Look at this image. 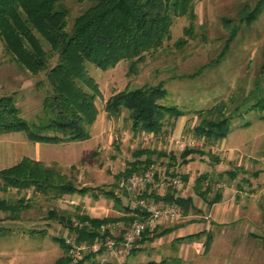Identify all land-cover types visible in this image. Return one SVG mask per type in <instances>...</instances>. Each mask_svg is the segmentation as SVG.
Wrapping results in <instances>:
<instances>
[{"label": "rangeland", "instance_id": "374dc122", "mask_svg": "<svg viewBox=\"0 0 264 264\" xmlns=\"http://www.w3.org/2000/svg\"><path fill=\"white\" fill-rule=\"evenodd\" d=\"M259 1L193 0V36L184 34L190 19L174 17L169 38L162 47L145 53L144 61L137 65V73H129L128 61L107 70L88 65L101 91V97L95 100L99 113L90 126V137L66 144H41L39 152L46 160L42 162L55 165L77 185L114 192L116 175L135 160L136 150L148 147L164 151L166 155L153 164L157 179L150 192L161 196L171 188L176 195L191 196L196 209L188 214L180 211L174 218L159 219L155 227L197 221L138 244L128 253L101 252L94 256L95 260L111 264H140L151 260H166L167 264H264V110L253 107L264 97V5L255 21L250 24L241 21V14L252 10ZM89 4V1L64 2L70 12L69 26ZM232 31L235 33L231 36ZM181 37L187 42L178 48L175 42ZM44 48L48 50L47 45ZM54 61H50L51 65ZM39 80L43 85L37 87ZM159 81H163L167 92L166 103L175 105L183 113L173 128L165 124V132L154 135L133 131L126 110L117 119L106 116L103 105L111 94L127 85ZM48 90L43 74H31L0 44V96L11 95L20 115L36 122L42 115V101ZM218 104H223L222 116L230 120L228 136L213 143L199 142L196 149L202 153L190 155L187 164L180 163L183 150L177 149L174 141L193 136L201 116ZM33 147L36 148L35 143L23 133L0 135V169L16 164L23 157L33 159ZM171 155L176 157L174 162ZM228 171H237L235 177L230 178ZM202 174L207 179L203 180L201 189L208 182L212 187L209 199L220 191L219 202L209 205L196 195V179ZM173 179L179 184H174ZM0 197L11 203L23 197L28 204L18 220L0 222L8 230L0 236V264H53L64 254L54 238L69 237L73 233L48 216L51 210L72 219H78L79 212L99 218L124 214L114 209L111 199L99 196L95 200L90 193L54 198L32 188H10L0 192ZM120 200L123 206L131 201L125 195ZM155 204L164 206L162 202ZM6 215L0 212V218ZM128 224L120 221L113 225V236H119ZM31 230L38 233H30ZM42 230L44 234H39ZM201 230L212 234L208 249L204 246L205 234L195 240H176L178 236Z\"/></svg>", "mask_w": 264, "mask_h": 264}, {"label": "trees", "instance_id": "16d2710c", "mask_svg": "<svg viewBox=\"0 0 264 264\" xmlns=\"http://www.w3.org/2000/svg\"><path fill=\"white\" fill-rule=\"evenodd\" d=\"M65 1L0 0V44L31 74H43L49 86L42 101V115L36 122H29L20 115V109L11 95L0 96V135L23 133L31 142L55 144L88 139L90 126L99 113L95 100L101 97L99 85L89 73V64L107 70L121 61H128L129 73H137V65L144 61L145 53L162 47L169 38L174 17L187 16L190 24L184 29V34L193 36V0H76L78 3L89 1L90 4L74 18L70 26V12L64 5ZM262 5L264 0H260L252 10L243 12L241 21L246 24L255 21ZM234 33L232 31L230 35ZM186 42L187 39L181 37L175 46L179 48ZM45 45L48 50L44 48ZM52 59H55L53 65L50 63ZM35 85L39 87L43 82L39 80ZM166 95L163 81L139 86L127 85L105 100L103 110L108 118L113 119H117L126 110L133 131L158 135L165 132V124L173 128L175 120L183 115L175 105L166 103ZM253 107L264 110V97ZM222 110L223 104L207 109L199 124L194 127L193 135L211 143L225 138L230 132V120L222 116ZM194 153L202 152L196 148H185L179 155L180 163L187 164L191 159L189 156ZM165 155L164 151L154 148H140L134 152L135 160L128 162L116 178L144 171ZM175 158L171 155L173 162ZM236 172L227 173L230 178H234ZM170 175L175 174L170 172ZM205 179V174L196 179L195 193L211 205L220 201L222 194L220 191L215 192L209 199L212 191L210 184L201 189ZM10 188H32L37 193L51 194L54 198L90 193L94 199L103 196L117 206L121 203L113 190L77 185L55 165H47L29 157H23L16 164L0 169V192H7ZM143 196L149 197L154 203L175 204L183 214L196 209L191 196L176 195L171 188L161 196L154 192H144ZM26 208L28 204L23 197L14 203L0 197V212L7 214L0 218V222L18 220L20 212ZM123 209L124 214L119 217L97 218L79 212L76 218L89 223L82 228L74 227L72 218L66 214L51 210L48 216L73 233L77 242L90 243L96 237L110 235L107 229L101 232V225L117 221L132 222L145 214L138 210L133 212L129 206ZM170 231L171 228L158 230L157 227L145 230L139 244L152 241ZM29 232L38 233L33 230ZM44 232L42 230L39 234ZM7 233L8 230L0 225V236ZM203 234L206 235L204 246L208 249L212 241L210 231H198L176 240H195ZM54 240L62 247L64 254L53 264H111L95 260L92 252L73 263L65 239L56 237ZM140 264H167V261L151 260Z\"/></svg>", "mask_w": 264, "mask_h": 264}, {"label": "built area", "instance_id": "2783aa9c", "mask_svg": "<svg viewBox=\"0 0 264 264\" xmlns=\"http://www.w3.org/2000/svg\"><path fill=\"white\" fill-rule=\"evenodd\" d=\"M203 139L196 138L194 135L187 138H179L174 141L177 149L184 150L185 148H196L199 142ZM157 173L153 168V164L141 172H135L127 176H122L116 181V197L125 195L130 198L129 208L131 211L138 210L139 213H145L142 218L135 219L126 227L120 230L119 236L115 237L112 234L111 227L119 224L120 221L112 222L106 225H101L100 230L103 232L107 229L110 235L104 237H96L92 242L87 243L77 242L74 234L66 236L65 243L68 245V255L73 263L77 262L83 255L92 252L94 256L101 252H112L115 255L122 252H130L135 249L142 233L145 230H151L155 227L157 221L162 218H174L179 216L180 210L175 204H167L157 206L152 199L143 196L144 192L150 193L151 188L156 186ZM173 183L178 185L179 181L173 179ZM205 185H209L205 182ZM74 227L82 228L88 226L87 221L72 219ZM104 261V259H102ZM102 263V262H101Z\"/></svg>", "mask_w": 264, "mask_h": 264}, {"label": "crops", "instance_id": "0c3cea01", "mask_svg": "<svg viewBox=\"0 0 264 264\" xmlns=\"http://www.w3.org/2000/svg\"><path fill=\"white\" fill-rule=\"evenodd\" d=\"M228 136V135H227ZM226 136V137H227ZM225 137V138H226ZM225 138H223V139H225ZM35 143V146H36V148L35 147H33V149H34V152H33V155H34V157H33V159H35V160H41V161H46L44 158H41L42 157V155H41V153L39 152L40 150H39V148H41V144H55V143H39V142H34ZM66 143H68V142H65V143H61V144H66ZM58 144V143H57ZM39 147V148H38ZM31 154H32V152H31ZM31 157V156H30ZM32 158V157H31ZM73 195H78V194H73ZM221 197H222V195H221ZM94 199V198H93ZM95 200H97V199H95ZM221 200V199H220ZM219 202V201H218ZM214 204V203H213ZM113 207H114V209L116 210V211H124V207L125 206H123V204H122V202L120 203V205H115L114 204V202H113ZM90 217H92V216H90ZM97 218H99V217H97ZM58 222V221H57ZM194 222H197V221H188L187 223L186 222H184V223H178V224H175L174 226H168V227H162V228H159L158 230H162V229H167V228H171V231L170 232H168L167 234H165V235H168V234H170V233H172V232H175L176 230H179V229H181V228H183V227H186V226H188L189 224H194ZM62 225V224H61ZM202 231V230H201ZM205 231V230H204ZM193 233H195V232H193ZM189 234H192V233H187V234H185V235H183V236H186V235H189ZM165 235H162V236H160V237H163V236H165ZM183 236H178L177 238H179V237H183ZM160 237H158V238H160ZM154 240V239H153ZM147 242V241H146Z\"/></svg>", "mask_w": 264, "mask_h": 264}]
</instances>
